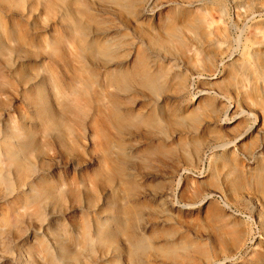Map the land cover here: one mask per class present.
<instances>
[{
  "label": "rangeland",
  "instance_id": "rangeland-1",
  "mask_svg": "<svg viewBox=\"0 0 264 264\" xmlns=\"http://www.w3.org/2000/svg\"><path fill=\"white\" fill-rule=\"evenodd\" d=\"M264 264V0H0V259Z\"/></svg>",
  "mask_w": 264,
  "mask_h": 264
},
{
  "label": "bare ground",
  "instance_id": "bare-ground-1",
  "mask_svg": "<svg viewBox=\"0 0 264 264\" xmlns=\"http://www.w3.org/2000/svg\"><path fill=\"white\" fill-rule=\"evenodd\" d=\"M8 263V260L2 258L0 259V264H7Z\"/></svg>",
  "mask_w": 264,
  "mask_h": 264
}]
</instances>
